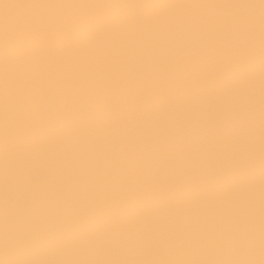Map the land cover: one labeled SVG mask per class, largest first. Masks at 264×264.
Masks as SVG:
<instances>
[{"label":"clouds","instance_id":"clouds-1","mask_svg":"<svg viewBox=\"0 0 264 264\" xmlns=\"http://www.w3.org/2000/svg\"><path fill=\"white\" fill-rule=\"evenodd\" d=\"M262 4L49 3L0 32V264H264Z\"/></svg>","mask_w":264,"mask_h":264},{"label":"rangeland","instance_id":"rangeland-1","mask_svg":"<svg viewBox=\"0 0 264 264\" xmlns=\"http://www.w3.org/2000/svg\"><path fill=\"white\" fill-rule=\"evenodd\" d=\"M41 0H0V32H19L37 14ZM46 3L121 2V0H44ZM132 3H227L231 0H123ZM258 2V0H253ZM43 4V3H42Z\"/></svg>","mask_w":264,"mask_h":264},{"label":"snow or ice","instance_id":"snow-or-ice-1","mask_svg":"<svg viewBox=\"0 0 264 264\" xmlns=\"http://www.w3.org/2000/svg\"><path fill=\"white\" fill-rule=\"evenodd\" d=\"M43 4H49V3H43ZM43 4H40V5H37V7L43 5ZM262 7H264V4H262ZM6 33L8 34V36L11 38L12 36H14L15 32H13L11 29L9 30H6ZM13 52L15 51V49L12 50Z\"/></svg>","mask_w":264,"mask_h":264},{"label":"bare ground","instance_id":"bare-ground-1","mask_svg":"<svg viewBox=\"0 0 264 264\" xmlns=\"http://www.w3.org/2000/svg\"><path fill=\"white\" fill-rule=\"evenodd\" d=\"M40 3L42 4V3H46V2H44V0H41Z\"/></svg>","mask_w":264,"mask_h":264}]
</instances>
